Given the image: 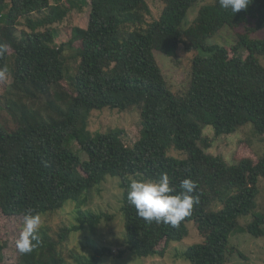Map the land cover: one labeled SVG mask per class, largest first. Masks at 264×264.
I'll use <instances>...</instances> for the list:
<instances>
[{
  "label": "trees",
  "instance_id": "1",
  "mask_svg": "<svg viewBox=\"0 0 264 264\" xmlns=\"http://www.w3.org/2000/svg\"><path fill=\"white\" fill-rule=\"evenodd\" d=\"M55 1L0 0V71L12 62L11 81L0 94V213L23 219L27 210L43 216L69 201L75 205V223L54 236L41 227L39 245L18 252L17 264H102L108 247L96 248L89 259L72 250L69 263L59 248L70 234L102 221V213L82 205L108 176L120 179L125 242L140 258L162 254V241L183 240L188 222L201 237L182 253L189 264H226L238 252L228 245L239 217L251 216L246 232L264 236V214L255 211L264 154L228 164L206 152L211 142L203 136L205 126L220 136L247 123L264 135V0H250L235 14L212 0L187 26L188 10L199 0H154L162 9L151 22L146 0H89L86 27H73L59 45L55 25L75 7L71 0ZM241 25L246 31L236 33L231 46L207 43ZM257 32L262 37L251 36ZM180 48L194 56L187 87L178 93L154 52L175 60ZM66 52L75 62L69 82ZM103 108L138 111L140 136L131 146L122 143V129L90 132L91 113ZM73 141L84 159L72 150ZM162 173L173 195L184 179L196 184L198 203L177 226L146 222L128 201L132 180Z\"/></svg>",
  "mask_w": 264,
  "mask_h": 264
},
{
  "label": "rangeland",
  "instance_id": "2",
  "mask_svg": "<svg viewBox=\"0 0 264 264\" xmlns=\"http://www.w3.org/2000/svg\"><path fill=\"white\" fill-rule=\"evenodd\" d=\"M70 0H63L60 4H66ZM74 9H71L65 20L57 27L56 44L64 43L70 39L71 29L73 27L85 28L88 21L89 0H71ZM150 9V15L146 20L151 22L157 19L161 13L162 5L158 1L146 0ZM55 3V0H51ZM212 0H199L192 8L188 10L185 25L191 24L196 17L198 9ZM67 6V5H66ZM245 25H241L235 30H224L214 38L207 41L208 44H218L220 46H231L237 40L236 33L242 34ZM251 36L262 37L261 32ZM10 54V52H8ZM71 56L69 52L65 56ZM175 60L169 59L160 52H154L157 64L160 66L167 84L173 92H183L188 83L189 65L194 53L185 52L180 48ZM246 56V52H242ZM67 56V57H68ZM264 65V58H260ZM11 59H8V66L0 71V94L5 91L6 85L11 81ZM75 62L68 57L67 77L74 72ZM65 79V80H66ZM69 82V80H68ZM64 85V81H62ZM1 113L3 120L9 122L7 115ZM122 129L123 135L121 141L124 145L131 146L140 136L141 126L138 119V111L130 110L119 112L103 108L91 113L88 121V129L92 133L105 132L109 129ZM203 136L207 137L211 146L206 150L207 153L220 156L226 163L233 164L240 159H250L255 161L256 158L264 154V135H256L252 130V125L247 123L240 127L236 132L228 135L215 136L211 126L203 128ZM72 150L77 153L81 159L85 158L83 152L75 141L71 144ZM176 155V153H172ZM235 163V162H234ZM118 177H106L105 181L88 191L85 196V203L82 208L89 209L93 213H102V221L94 228H85L81 231L70 234L67 243L61 246L60 252L66 261L71 262L67 256L70 251L80 252L86 258H91L96 248L108 247L111 254H107L102 259V264H189L183 257L182 253L187 246L198 243L201 237L195 230L193 222H188V236L181 241L166 243L162 241L157 250L162 254H156L147 258H140L127 249L124 237L123 215L121 213L122 189ZM259 193L256 200V212L264 214V178L258 181ZM75 205L69 201L65 206L51 214L42 217L41 227H47L51 236L62 227H69L75 223ZM251 216L239 217L238 226L229 236V248L233 246L236 253L231 252L226 264H264V236L254 237L246 232V225L251 222ZM23 219L21 217H5L0 213V264H17L18 250L16 240L22 230ZM119 251H124L119 255ZM240 253V255H239Z\"/></svg>",
  "mask_w": 264,
  "mask_h": 264
},
{
  "label": "clouds",
  "instance_id": "3",
  "mask_svg": "<svg viewBox=\"0 0 264 264\" xmlns=\"http://www.w3.org/2000/svg\"><path fill=\"white\" fill-rule=\"evenodd\" d=\"M223 9H230L234 14L244 10L250 0H218ZM180 191L170 186L167 173L158 179L132 180L128 186V201L137 210L139 217L146 222L166 223L177 226L185 217L192 213L198 203L193 195L196 184L191 179H184L179 185ZM42 217L39 213L27 210L23 215V227L16 240V248L20 254L31 253L40 243L39 230Z\"/></svg>",
  "mask_w": 264,
  "mask_h": 264
}]
</instances>
